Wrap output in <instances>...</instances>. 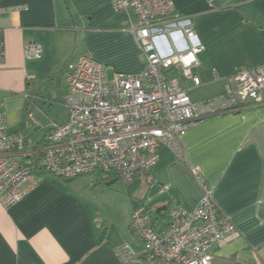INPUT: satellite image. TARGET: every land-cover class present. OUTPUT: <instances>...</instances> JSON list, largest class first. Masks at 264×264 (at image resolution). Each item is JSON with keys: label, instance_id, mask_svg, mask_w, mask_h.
<instances>
[{"label": "crops", "instance_id": "1", "mask_svg": "<svg viewBox=\"0 0 264 264\" xmlns=\"http://www.w3.org/2000/svg\"><path fill=\"white\" fill-rule=\"evenodd\" d=\"M189 17L205 51L194 70L202 101L222 95L242 67L264 73V0H172ZM132 13L113 0H0V102L9 133L27 136L23 163H40L45 138L68 120L65 71L87 56L108 72L138 73L144 56L130 30ZM39 44L40 61L24 58ZM32 116V117H31ZM179 153L164 146L157 163L131 184L97 175L68 182L40 167L38 182L17 204L0 205V264H122L115 250L146 246L130 231L133 212L145 208L167 231L175 205L192 213L204 193L191 175L199 168L218 209L236 228L212 264H264V106L213 116L180 137ZM31 182L24 185L27 189Z\"/></svg>", "mask_w": 264, "mask_h": 264}, {"label": "built area", "instance_id": "2", "mask_svg": "<svg viewBox=\"0 0 264 264\" xmlns=\"http://www.w3.org/2000/svg\"><path fill=\"white\" fill-rule=\"evenodd\" d=\"M113 9L133 14L130 30L143 53L144 69L116 73L109 80L107 68L90 57L69 64L64 97L68 120L48 131L38 165L18 159L26 151L27 136L8 132L0 102L2 207L19 203L36 186L33 175L39 167L67 181L101 174L131 184L157 163L162 147L181 153L180 137L191 127L213 116L264 106V73L255 67H242L227 78L222 95L192 99V89L183 81L202 84L194 70L201 66L205 46L193 21L176 14L172 0H113ZM43 55L39 44L25 46V60L40 61ZM191 175L204 193L195 210L175 205L165 233L154 227L147 209L135 210L130 231L146 249L137 252L121 245L115 256L122 264H212L213 249L223 251L236 228L213 201L201 170L192 168Z\"/></svg>", "mask_w": 264, "mask_h": 264}, {"label": "rangeland", "instance_id": "3", "mask_svg": "<svg viewBox=\"0 0 264 264\" xmlns=\"http://www.w3.org/2000/svg\"><path fill=\"white\" fill-rule=\"evenodd\" d=\"M108 78H109V80H111L113 78V74L108 72ZM191 94H192L193 98H200L201 99L202 96H205L207 93L205 91H203L202 89H197ZM123 183H124L123 181L119 182L120 185H123Z\"/></svg>", "mask_w": 264, "mask_h": 264}, {"label": "trees", "instance_id": "4", "mask_svg": "<svg viewBox=\"0 0 264 264\" xmlns=\"http://www.w3.org/2000/svg\"><path fill=\"white\" fill-rule=\"evenodd\" d=\"M0 43L2 44V47H3V39H2V36H0ZM144 173H147V172H144ZM97 176H99V177H104L103 175H101V174H97ZM120 180L119 178H117L115 175H111V176H107L106 177V180ZM150 212V211H149ZM151 214V213H150Z\"/></svg>", "mask_w": 264, "mask_h": 264}, {"label": "water", "instance_id": "5", "mask_svg": "<svg viewBox=\"0 0 264 264\" xmlns=\"http://www.w3.org/2000/svg\"><path fill=\"white\" fill-rule=\"evenodd\" d=\"M68 182H70V181L68 180Z\"/></svg>", "mask_w": 264, "mask_h": 264}]
</instances>
